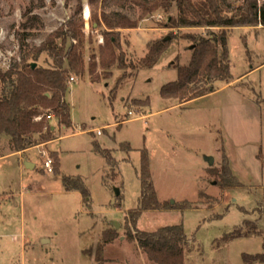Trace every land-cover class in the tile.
<instances>
[{
    "label": "rangeland",
    "instance_id": "1",
    "mask_svg": "<svg viewBox=\"0 0 264 264\" xmlns=\"http://www.w3.org/2000/svg\"><path fill=\"white\" fill-rule=\"evenodd\" d=\"M80 3L85 62H99L104 35L89 0H0V94L11 88L3 75ZM263 6L258 0V25L229 32L231 80H214L216 91L183 104L162 90L191 60L186 35L207 29L164 27L179 15L177 6L122 30L126 70L116 65L93 83L66 63L73 126L47 111L57 139L40 143L36 134L39 144L25 152H13L11 137L0 133V264H155L137 233L174 224L187 234L185 264H264ZM167 37L158 63L143 67L148 43ZM36 64L55 67L47 52ZM146 156L158 208L141 199Z\"/></svg>",
    "mask_w": 264,
    "mask_h": 264
},
{
    "label": "trees",
    "instance_id": "2",
    "mask_svg": "<svg viewBox=\"0 0 264 264\" xmlns=\"http://www.w3.org/2000/svg\"><path fill=\"white\" fill-rule=\"evenodd\" d=\"M91 18L104 35V45L100 46L99 62L94 60L86 64L84 58L85 16L83 5L60 28L40 44L29 48L21 62L3 75L11 88L6 94H0V133L11 137L13 152L26 151L39 144L35 141L40 134V143H48L54 129L47 111L55 115L62 126H73L72 108L68 102L70 92L68 75L63 72L66 63L71 71L81 77L86 73L93 83L112 75L116 65L126 70V56L122 44V30L134 29L140 23L153 16L158 10L169 12L177 6L179 15L170 16L164 27H203L206 35L189 33L192 56L188 65L179 66V78L162 90L165 98H175L180 103L197 99L216 91L211 85L214 80H231V59L228 40L230 30L236 26H254L259 24L256 7L258 0H89ZM138 11L137 17L125 12V8ZM264 8V6H263ZM216 27L218 30H214ZM69 42L68 45V41ZM169 40H155L148 43V52L142 59V66L153 68L163 53L169 48ZM54 59V68L34 65L43 53ZM100 65L101 72L97 71ZM125 74V73H124ZM124 77V75H123ZM38 117V119H37ZM95 149L106 158L111 151L99 143ZM141 199L146 208H158L149 158H144L141 171ZM68 177L64 181L68 182ZM239 185V184H238ZM83 196L88 197L84 184L76 187ZM136 219H134L136 223ZM140 246L146 250L151 262L155 264H185L182 244L187 240L184 226L179 224L163 226L155 231L137 233ZM250 257L244 254L246 263Z\"/></svg>",
    "mask_w": 264,
    "mask_h": 264
},
{
    "label": "built area",
    "instance_id": "3",
    "mask_svg": "<svg viewBox=\"0 0 264 264\" xmlns=\"http://www.w3.org/2000/svg\"><path fill=\"white\" fill-rule=\"evenodd\" d=\"M100 42H101L102 44H104V36H100ZM71 80L74 81L75 78L72 77ZM52 164H53V160H52L51 157H49L48 160L46 161V166H47V168H48V170H49L50 172H52V170H53Z\"/></svg>",
    "mask_w": 264,
    "mask_h": 264
},
{
    "label": "water",
    "instance_id": "4",
    "mask_svg": "<svg viewBox=\"0 0 264 264\" xmlns=\"http://www.w3.org/2000/svg\"><path fill=\"white\" fill-rule=\"evenodd\" d=\"M166 40H168L169 38L167 37V38H165ZM35 66H36V63L34 64ZM53 129H54V127H53ZM209 162L211 163V164H213V162H214V159L213 158H210V160H209ZM119 193V192H118ZM119 224L117 223V226H118ZM47 240L45 239L43 242H46Z\"/></svg>",
    "mask_w": 264,
    "mask_h": 264
},
{
    "label": "crops",
    "instance_id": "5",
    "mask_svg": "<svg viewBox=\"0 0 264 264\" xmlns=\"http://www.w3.org/2000/svg\"><path fill=\"white\" fill-rule=\"evenodd\" d=\"M155 40H158V38H156V39H154V40H152V41H155ZM181 104H183V103H181ZM57 139V138H56ZM52 142V141H51Z\"/></svg>",
    "mask_w": 264,
    "mask_h": 264
}]
</instances>
